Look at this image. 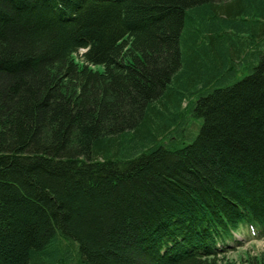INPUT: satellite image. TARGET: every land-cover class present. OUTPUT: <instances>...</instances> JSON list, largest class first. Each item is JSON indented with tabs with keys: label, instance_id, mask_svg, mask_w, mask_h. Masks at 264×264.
I'll list each match as a JSON object with an SVG mask.
<instances>
[{
	"label": "trees",
	"instance_id": "1",
	"mask_svg": "<svg viewBox=\"0 0 264 264\" xmlns=\"http://www.w3.org/2000/svg\"><path fill=\"white\" fill-rule=\"evenodd\" d=\"M242 230L264 264V0H0V264H221Z\"/></svg>",
	"mask_w": 264,
	"mask_h": 264
},
{
	"label": "rangeland",
	"instance_id": "2",
	"mask_svg": "<svg viewBox=\"0 0 264 264\" xmlns=\"http://www.w3.org/2000/svg\"><path fill=\"white\" fill-rule=\"evenodd\" d=\"M242 17V16H241ZM251 20L253 21L254 19H260L258 16H249ZM240 18V17H239ZM247 35V33H245ZM248 36V35H247ZM257 41L259 40V37L255 38ZM253 46L250 48V50H253ZM243 57V55H242ZM229 65L232 66L230 63ZM238 70L237 72V79L241 78L242 76L246 75L248 71V65L245 63V58L241 61V63H236ZM99 70H102V67L98 66L96 67ZM232 82V81H231ZM19 103H15L12 106V111L14 113L18 114L19 112ZM185 123L183 129H187V132H192L195 131L198 127V124L196 122V119L190 117L189 115H186L185 118ZM173 132V131H172ZM196 132L191 134L192 136ZM186 141H190L189 139H186ZM235 240L227 241L226 243V253L221 259V264H249V262L252 259H257V257L260 255V253L263 250V240L258 238V237H248V234L244 233L242 231H237L234 235Z\"/></svg>",
	"mask_w": 264,
	"mask_h": 264
}]
</instances>
